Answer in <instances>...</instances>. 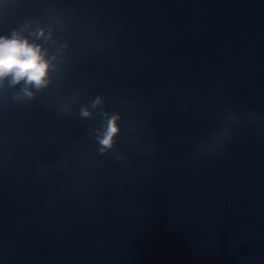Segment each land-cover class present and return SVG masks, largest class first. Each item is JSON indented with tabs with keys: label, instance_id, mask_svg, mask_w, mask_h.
Instances as JSON below:
<instances>
[{
	"label": "water",
	"instance_id": "1",
	"mask_svg": "<svg viewBox=\"0 0 264 264\" xmlns=\"http://www.w3.org/2000/svg\"><path fill=\"white\" fill-rule=\"evenodd\" d=\"M25 19L68 58L34 100L0 96V264H136L217 152L196 146L264 97V0H0V34ZM97 96L126 160L80 116Z\"/></svg>",
	"mask_w": 264,
	"mask_h": 264
},
{
	"label": "clouds",
	"instance_id": "2",
	"mask_svg": "<svg viewBox=\"0 0 264 264\" xmlns=\"http://www.w3.org/2000/svg\"><path fill=\"white\" fill-rule=\"evenodd\" d=\"M68 47L66 40L55 37L52 26H43L39 19H25L18 27L0 34V96L10 89H18L12 93V99L22 103L32 101L38 93L57 86L62 79V66L68 58ZM77 101L78 97L73 95L70 103L59 104V111L68 115L71 104ZM94 112L101 118V123L99 127L90 128L89 133L94 135L99 154L112 151L116 160H126L127 157L116 149L121 133V114L106 111L102 96H97L90 105H81L79 109L82 119H91ZM248 119L255 122L258 116L252 112L248 114ZM242 120L240 114L229 112L224 126L201 141L196 146L197 152L215 153L231 137L232 127Z\"/></svg>",
	"mask_w": 264,
	"mask_h": 264
}]
</instances>
